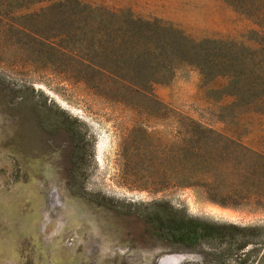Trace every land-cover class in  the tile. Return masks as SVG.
<instances>
[{
    "label": "rangeland",
    "instance_id": "1",
    "mask_svg": "<svg viewBox=\"0 0 264 264\" xmlns=\"http://www.w3.org/2000/svg\"><path fill=\"white\" fill-rule=\"evenodd\" d=\"M263 14L0 0V264H264ZM154 201L235 235L172 243Z\"/></svg>",
    "mask_w": 264,
    "mask_h": 264
},
{
    "label": "trees",
    "instance_id": "2",
    "mask_svg": "<svg viewBox=\"0 0 264 264\" xmlns=\"http://www.w3.org/2000/svg\"><path fill=\"white\" fill-rule=\"evenodd\" d=\"M146 219L157 236L191 249L206 239H230L234 237L237 229L231 224L209 223L189 217L167 201L150 203L147 206Z\"/></svg>",
    "mask_w": 264,
    "mask_h": 264
},
{
    "label": "bare ground",
    "instance_id": "3",
    "mask_svg": "<svg viewBox=\"0 0 264 264\" xmlns=\"http://www.w3.org/2000/svg\"><path fill=\"white\" fill-rule=\"evenodd\" d=\"M183 261L181 254L180 255H168L161 259L162 264H181Z\"/></svg>",
    "mask_w": 264,
    "mask_h": 264
},
{
    "label": "water",
    "instance_id": "4",
    "mask_svg": "<svg viewBox=\"0 0 264 264\" xmlns=\"http://www.w3.org/2000/svg\"><path fill=\"white\" fill-rule=\"evenodd\" d=\"M181 256H182V255H181ZM182 259H184V256H182ZM160 261H161V260H160ZM160 261H159V263H160ZM159 263H158V264H159Z\"/></svg>",
    "mask_w": 264,
    "mask_h": 264
},
{
    "label": "flooded vegetation",
    "instance_id": "5",
    "mask_svg": "<svg viewBox=\"0 0 264 264\" xmlns=\"http://www.w3.org/2000/svg\"><path fill=\"white\" fill-rule=\"evenodd\" d=\"M172 255H178V254H172Z\"/></svg>",
    "mask_w": 264,
    "mask_h": 264
}]
</instances>
